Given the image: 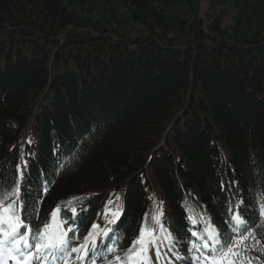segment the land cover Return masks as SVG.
Masks as SVG:
<instances>
[{"label": "trees", "instance_id": "1", "mask_svg": "<svg viewBox=\"0 0 264 264\" xmlns=\"http://www.w3.org/2000/svg\"><path fill=\"white\" fill-rule=\"evenodd\" d=\"M225 1L227 29L195 0H0V188L20 165L33 233L60 205L71 243L112 229L113 259L160 211L200 248L209 218L240 238L239 212L264 248V0Z\"/></svg>", "mask_w": 264, "mask_h": 264}, {"label": "snow or ice", "instance_id": "2", "mask_svg": "<svg viewBox=\"0 0 264 264\" xmlns=\"http://www.w3.org/2000/svg\"><path fill=\"white\" fill-rule=\"evenodd\" d=\"M23 164L24 167L27 166L26 161ZM60 167L63 168L64 165H60ZM17 171L20 172L19 178L15 179L8 188H0V264H46L49 256L56 259L58 254H60L61 258L70 256L72 253H84V255H87L89 241H91L92 249L95 252L97 236L103 235L110 238L109 233L112 229H102L99 225L93 224L91 230L83 238L85 244L70 248L69 232H74L75 230L71 227L66 228V222L58 218L61 211L60 205L51 212L50 220L44 222L42 227L37 228L33 233L32 228L26 223L23 216L27 205L22 200L21 181L23 180V173L20 171V165H17ZM44 191L47 192V189L45 188ZM260 195L261 199L264 200V193ZM77 199L79 198L74 197L66 203L72 205L73 201ZM119 199V196H117V200ZM112 203L113 201H108L109 205ZM70 210L73 215L76 214L77 210L75 207H71ZM109 211L112 212L113 218L108 223L115 224L120 216V206L116 205L115 210L109 209ZM261 215L264 216V204L261 206ZM162 216L163 212L160 211L153 216V220L160 225V230L166 233L164 238L170 240L171 233H168L163 228L161 223ZM189 219L194 224L197 223V220L193 217L190 216ZM232 220L237 228H243L244 233H247V235L241 233L240 238L222 240L221 233L211 223L210 218L206 222L203 232L199 234L197 232L192 233L203 241L202 247L209 250V254L206 257L209 264H251L253 259L259 262V257H252L247 255V253L258 250L261 255H264V248H257L262 242L256 238L254 232H248L245 227L247 221L242 218L239 212L232 216ZM262 225H264V221H262ZM250 237L254 241L251 246L244 243ZM160 239L161 237L150 226L144 224L139 228L138 236L131 242L124 256H116L115 260L118 264H151L149 250L151 247L156 246ZM200 247L201 245L193 242L192 248L199 250ZM115 250V248H107L108 252H114ZM100 254L103 255L102 252ZM156 256H160L158 247L156 248ZM177 258L179 259V257Z\"/></svg>", "mask_w": 264, "mask_h": 264}, {"label": "rangeland", "instance_id": "3", "mask_svg": "<svg viewBox=\"0 0 264 264\" xmlns=\"http://www.w3.org/2000/svg\"><path fill=\"white\" fill-rule=\"evenodd\" d=\"M198 6V15L204 20L205 24L207 25L209 22L213 21L215 18L218 19L220 23L221 29H227L231 25H233V16L234 11L231 9L230 4L225 0H195ZM100 3L96 2L95 7L99 6ZM96 9V8H95ZM98 12V11H97ZM96 12V13H97ZM173 15L182 17L184 15L189 14L184 8L179 7L172 10ZM99 15V14H98ZM98 18V17H97ZM253 21V20H252ZM257 21V20H256ZM264 21V20H263ZM254 22V21H253ZM252 22V23H253ZM239 28H242L239 26ZM158 244V242H157ZM159 248L160 256H156V248ZM166 250H168L167 245L158 244L149 250V255L151 257V263L155 264L157 261L163 259L166 255ZM196 258V255L194 254ZM207 255L203 254L202 259L206 260ZM61 258V257H60ZM62 260L59 261H52L53 258L49 256L47 258L46 264H73L75 262V258H61ZM88 264V263H87ZM89 264H96V261H92Z\"/></svg>", "mask_w": 264, "mask_h": 264}]
</instances>
